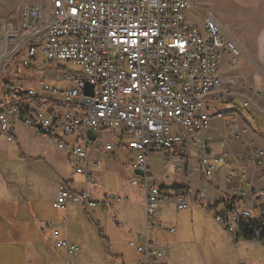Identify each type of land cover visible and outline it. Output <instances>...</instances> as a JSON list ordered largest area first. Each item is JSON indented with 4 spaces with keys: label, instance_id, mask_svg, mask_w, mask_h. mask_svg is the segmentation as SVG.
<instances>
[{
    "label": "built area",
    "instance_id": "2783aa9c",
    "mask_svg": "<svg viewBox=\"0 0 264 264\" xmlns=\"http://www.w3.org/2000/svg\"><path fill=\"white\" fill-rule=\"evenodd\" d=\"M189 4L190 0H49L48 5H20L12 21L0 23V40L12 45L13 54L25 49L30 64L40 57L56 62L64 71L50 73L55 85L39 73V87L23 92L24 97L46 104L19 102L21 98L15 95L17 104L0 106V140L14 143V124L29 126L71 158L72 173L83 174L87 186L96 183L86 168L87 148L93 143L87 132H112L135 153L130 167L136 178L131 184L144 192L146 224L155 223L163 202L174 203L177 210L198 206L182 191L156 182L147 154L163 152L170 167L181 171L186 160L180 154L193 144L200 151L198 168L205 176L213 174L215 163L227 161L229 152L223 141L220 153L212 157L204 153L211 118H223L222 112L209 110L207 101L225 82L224 60L232 67L245 52L211 12L202 23H191L185 14ZM85 83L93 87L91 93L85 92ZM20 108L28 113L20 115ZM103 148L112 150L113 145ZM244 151L247 161L262 162V152L251 144ZM239 171L247 178L245 169ZM247 193L262 194L252 180L242 188L238 179L230 198L241 199ZM196 197L207 210V192L199 190ZM121 200L110 194L102 204ZM70 203L86 208L97 202L86 187L74 191L62 184L52 207L63 209ZM250 218V211L240 206L213 216L230 236L231 245L238 241L237 224ZM46 226L52 228L55 247L67 255L75 253L76 247L60 237L53 222ZM136 238L129 242L138 254L135 264H163V251L146 233Z\"/></svg>",
    "mask_w": 264,
    "mask_h": 264
},
{
    "label": "crops",
    "instance_id": "0c3cea01",
    "mask_svg": "<svg viewBox=\"0 0 264 264\" xmlns=\"http://www.w3.org/2000/svg\"><path fill=\"white\" fill-rule=\"evenodd\" d=\"M235 39L245 53L232 67L227 66L224 60L222 73L225 82L207 101L209 110L222 112L223 118H211L204 151L208 157L220 153V142L223 141L229 157L226 162L215 163L210 176H205L198 168L200 151L193 144L180 154L186 160L185 168L181 171L170 167L163 152L161 158L147 157L148 165L161 187L182 191L200 204L191 209L177 210L174 203L163 202L155 223L146 224L144 192L139 186L132 185L130 179L128 186L120 188L116 194L123 200L111 205V210L116 211L118 216L122 214L123 238L127 239V245L134 251L128 264H135L138 259L135 248L129 242L136 241L137 235L145 233L148 240L163 251V264H226L223 260L228 257L226 252L230 249L233 251V261L239 262L243 249L264 247L256 238H241L231 245L230 236L213 219L215 214L228 209L225 200L233 197L238 179L242 188H247L248 180H252L255 188L262 192L257 196L247 193L241 199L236 198L239 206L249 211L253 209L256 215H251V218L264 217V21L257 26L250 42ZM14 127V143L0 140V264H39L42 255L50 252L49 246L54 238L52 234V238L50 236L46 240L48 233L45 231L50 232V229L44 228L40 220L50 219L45 215L55 209L52 202L59 186L65 184L74 191L86 187L96 205H103L107 193L95 187L96 183L86 186L83 174L72 173L71 158L53 142L39 136L25 124H14ZM105 133H109L113 140L99 141ZM105 133H95L93 143L87 148L86 168L95 180L102 175L101 164L116 168L118 160L125 156L130 157L127 161L130 167L135 156L134 151L124 147L114 133ZM105 144H112L113 149L105 150ZM246 144L262 152L260 164L245 159ZM20 168L23 169L22 173ZM240 169L246 170L247 178L240 175ZM130 171L133 172L131 167ZM229 176L232 181L228 180ZM33 178L38 179V184L32 187L33 192L30 186L23 187L19 183L20 179H25L27 184L32 183ZM15 185L18 187L15 188ZM199 190H205L208 194L210 203L207 210L201 208L200 205L204 203L196 197ZM30 192L34 195H29ZM76 205H80L84 211L89 208L70 203L66 208L54 210V216L57 211L64 213L65 220L59 223L64 228L67 226L68 209ZM96 205L92 207L94 215L97 214ZM94 222L99 225L98 220ZM200 227L204 233L198 235L197 229ZM207 229L211 230L210 234H206ZM31 235L34 237L30 238ZM64 255L68 256L65 250Z\"/></svg>",
    "mask_w": 264,
    "mask_h": 264
},
{
    "label": "rangeland",
    "instance_id": "374dc122",
    "mask_svg": "<svg viewBox=\"0 0 264 264\" xmlns=\"http://www.w3.org/2000/svg\"><path fill=\"white\" fill-rule=\"evenodd\" d=\"M32 3L48 5L49 0H0V23L4 24V22L12 21L15 11L20 5ZM208 12H211L234 38L241 42H250L257 26L264 21V0H190L185 14L191 23H202ZM11 46L5 40H0V79L5 78L8 81L7 84L0 87V102L5 99V94L10 92L11 87L25 89L39 87V73L46 76L50 85L56 84L54 81L49 80L50 73L52 71L58 73L64 71L62 68H57L56 62L46 61L38 57L30 64L25 49H22L16 59L12 61L15 53L13 54ZM9 63V71L5 73L3 70ZM59 64L64 65L63 63ZM65 67L66 69L72 68L71 66ZM110 139L113 140L110 138L109 133H105L98 140ZM162 156L161 152L147 154L148 159L161 158ZM129 158L121 157L116 168H110L106 163L101 164L102 175L96 177L95 187H98L102 192H106L107 195H116L120 188L127 187L130 179L136 178L127 164ZM22 172L23 169L20 168V173ZM48 182L46 180L49 186L50 183ZM19 183L23 187L30 186V190L33 192L32 187L38 184V179L33 178L32 183L29 184L25 182V179H20ZM16 187L18 186L15 185ZM32 192L29 195H34ZM54 210L51 209L52 212L45 215L50 219L40 220L41 224L43 223L44 228H49L46 223L53 222L54 229L60 232L62 238L66 234L68 244L75 246L76 252L73 255L65 256L63 249L54 246L56 240L53 238L52 245L49 246L50 252L42 255L39 264H128L132 259L134 251L127 245V239L123 238L125 232L121 225L122 214L118 216L116 211L111 210V205L97 204L96 215L92 213V207L84 211L80 205L71 206L68 209L66 228L59 224L65 220L64 213L57 211V215L54 216V212H56ZM250 211L252 217H254L255 212L253 209H250ZM94 220H98L99 225H96ZM49 229L50 232L45 231L48 233L46 234V240H49L50 236L52 238V228ZM205 232L210 234L211 230L207 229ZM197 233L199 235L204 231L200 227L197 229ZM29 237L33 238L34 236ZM36 239H40V237ZM30 252L32 253L31 248ZM226 253L228 257L223 260L227 262L226 264H264L263 245L259 249L256 247L254 249H243L242 260L239 262L233 261V251L231 249Z\"/></svg>",
    "mask_w": 264,
    "mask_h": 264
},
{
    "label": "trees",
    "instance_id": "16d2710c",
    "mask_svg": "<svg viewBox=\"0 0 264 264\" xmlns=\"http://www.w3.org/2000/svg\"><path fill=\"white\" fill-rule=\"evenodd\" d=\"M18 54L19 53L15 54L12 61L16 59V56ZM9 68H10V63L5 66L3 71L6 73L9 71ZM7 83L8 81L5 80V78L0 79V87L3 84H7ZM25 90H26L25 88H21V87H11L10 92L5 94V99L2 102H0V106L6 105V104H12V103L17 104V102L13 100V97L15 95L21 98L19 102L22 99H25V100H28L29 102H32V104L35 106H41L47 103L46 101H39L36 98L28 99L24 97L23 92ZM27 113H28V110L26 109L23 110L22 108L19 109L20 115H25ZM238 201H239L238 199L230 198V197L226 198L225 200V202L228 203V208L239 206ZM254 233H256V236ZM235 235L238 239L256 238L264 244V217L262 216L259 218H250L244 222L238 223L235 229Z\"/></svg>",
    "mask_w": 264,
    "mask_h": 264
},
{
    "label": "water",
    "instance_id": "95a60500",
    "mask_svg": "<svg viewBox=\"0 0 264 264\" xmlns=\"http://www.w3.org/2000/svg\"><path fill=\"white\" fill-rule=\"evenodd\" d=\"M92 88L93 87L90 84L85 83L84 90H85L86 93H91ZM87 135L91 139H94L95 138V135H94V133L91 130H88ZM135 173L136 174H140V172H138V171H136Z\"/></svg>",
    "mask_w": 264,
    "mask_h": 264
}]
</instances>
